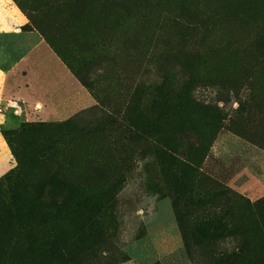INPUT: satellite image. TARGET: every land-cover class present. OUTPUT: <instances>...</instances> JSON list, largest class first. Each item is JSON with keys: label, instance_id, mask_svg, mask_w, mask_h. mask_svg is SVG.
I'll list each match as a JSON object with an SVG mask.
<instances>
[{"label": "rangeland", "instance_id": "374dc122", "mask_svg": "<svg viewBox=\"0 0 264 264\" xmlns=\"http://www.w3.org/2000/svg\"><path fill=\"white\" fill-rule=\"evenodd\" d=\"M12 1L0 264H264V0Z\"/></svg>", "mask_w": 264, "mask_h": 264}, {"label": "crops", "instance_id": "0c3cea01", "mask_svg": "<svg viewBox=\"0 0 264 264\" xmlns=\"http://www.w3.org/2000/svg\"><path fill=\"white\" fill-rule=\"evenodd\" d=\"M26 25V18L12 0H0V39L6 34L18 31L19 27ZM18 44L16 50L23 49ZM13 68H0V98L2 99L3 113L0 114V139L10 147L2 136V132L16 131L24 123L23 108L16 99L15 93L10 89V73Z\"/></svg>", "mask_w": 264, "mask_h": 264}, {"label": "trees", "instance_id": "16d2710c", "mask_svg": "<svg viewBox=\"0 0 264 264\" xmlns=\"http://www.w3.org/2000/svg\"><path fill=\"white\" fill-rule=\"evenodd\" d=\"M12 132V131H11ZM6 133V132H5ZM205 230H208L207 228H205V227H202L201 229H199L198 230V233H200V236L202 237V238H207V237H209L208 236V234H207V231H205Z\"/></svg>", "mask_w": 264, "mask_h": 264}, {"label": "built area", "instance_id": "2783aa9c", "mask_svg": "<svg viewBox=\"0 0 264 264\" xmlns=\"http://www.w3.org/2000/svg\"><path fill=\"white\" fill-rule=\"evenodd\" d=\"M3 105H2V99L0 98V114L3 113Z\"/></svg>", "mask_w": 264, "mask_h": 264}]
</instances>
